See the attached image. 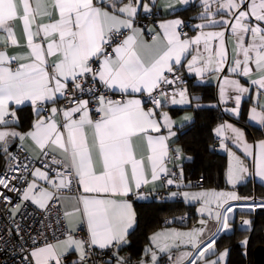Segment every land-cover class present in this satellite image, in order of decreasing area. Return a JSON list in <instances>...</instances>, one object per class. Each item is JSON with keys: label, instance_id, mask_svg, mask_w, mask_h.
Instances as JSON below:
<instances>
[{"label": "snow or ice", "instance_id": "6c2138e0", "mask_svg": "<svg viewBox=\"0 0 264 264\" xmlns=\"http://www.w3.org/2000/svg\"><path fill=\"white\" fill-rule=\"evenodd\" d=\"M190 2L0 0V153L8 160L0 187L16 193L20 202L12 204L3 192L0 199L12 205L13 218L29 204L45 217L56 208L55 219L44 227L54 223L66 229L55 243L37 246L33 239L30 249L21 246L22 264H64L72 251L78 254L72 264H86L93 248L112 250L115 264H128L118 253L136 221L129 195L139 197L145 186L154 190L158 182L160 187L179 188V162L191 159L181 148L170 147L176 121L164 111L168 105L191 106L193 99H200L190 96L180 67L201 81L215 78L218 102H232L224 111L234 116H240L243 98L254 92L248 118L264 125V0H200V22L187 25L194 28V36L183 31L185 21L176 16L148 30L151 43L143 39L145 30L136 26L139 15H153L154 9L175 11ZM25 105L35 119L22 132L17 130L18 112ZM191 120V115L183 117ZM214 133L229 156L228 184L235 186L250 174L245 157H253L255 175L264 180V139L250 144L245 131L228 121ZM16 141L19 154L9 151ZM137 141L143 151H138ZM169 195L201 202L198 227L154 233L144 249L148 259L139 264H160L161 254L170 264H227L229 250L217 252L215 237L232 230L236 208L257 206L230 202L254 198L216 190ZM258 206L264 208V201ZM210 223L215 228L211 233ZM241 224L250 228L251 221ZM81 225L86 226V239L75 234ZM15 231L20 236L19 225ZM247 243V238L241 241ZM181 246L189 250L174 257L173 249Z\"/></svg>", "mask_w": 264, "mask_h": 264}, {"label": "trees", "instance_id": "16d2710c", "mask_svg": "<svg viewBox=\"0 0 264 264\" xmlns=\"http://www.w3.org/2000/svg\"><path fill=\"white\" fill-rule=\"evenodd\" d=\"M197 11V7H188L178 11L181 15L190 16ZM187 88L193 99L192 105L187 108L195 113L193 121L182 126L179 130V138L176 144L182 149L183 154L191 159H184L179 163L183 168V179L191 182L204 179V185L198 187L226 188L229 186L226 178L228 157L216 149L214 128L217 124L232 119L225 113L218 102L217 87L212 84H201L187 76ZM200 106L197 107L196 105ZM183 109H174V114H179ZM185 110V109H184ZM34 115L31 108L26 107L21 111V127H28ZM240 121V120H238ZM246 125V123H244ZM247 126V125H246ZM249 132L253 139L264 137L261 131L250 128ZM7 159L0 153V170L4 168ZM242 195H251L255 192H263V187L254 183L239 186ZM135 209L137 224L130 233L129 241L124 245L129 253V262H135L144 255L145 247L150 243L151 235L162 228L170 225L190 227L198 221L199 215L196 205L187 204L183 201L160 200L137 201ZM186 216V222H181ZM242 217L251 218V227H240L238 220ZM238 220H234L233 231L223 233L217 237V247L229 250L227 264H253L254 251L258 246H264V208L245 210L238 212ZM247 238L246 246L241 244ZM167 258V257H166ZM165 258V259H166ZM165 263V261H164ZM166 264V263H165Z\"/></svg>", "mask_w": 264, "mask_h": 264}, {"label": "crops", "instance_id": "0c3cea01", "mask_svg": "<svg viewBox=\"0 0 264 264\" xmlns=\"http://www.w3.org/2000/svg\"><path fill=\"white\" fill-rule=\"evenodd\" d=\"M157 2L159 3L160 0H157ZM191 6H193L195 8L197 7V11L193 15L186 16V15H181V14L178 13V11L187 9L188 7H191ZM201 11H202V7H201V4H200V0H191V2H190L189 5H179V6H177V8H176L175 11H171V12H165L163 9H159V10H155L154 9V14L156 12H158L160 14L158 17H155L154 14L153 15H149V16L139 15L137 17V20H136V26L137 27H141V28H143L145 30L144 33H143V39L146 42L151 43L153 33L150 32V31H148V30L156 27V25H158V23L161 20L172 19V18H175L176 16H179L185 22L186 21H190L191 22V25H195L196 23H199L200 22V20H199L198 17H199V13ZM156 30L159 31L158 28H156ZM125 34H127V33L125 32ZM195 34H196V32H195L194 28L190 27V32L187 35L189 37H191V36H194ZM16 51H19V50H16ZM185 63H186V61H185ZM180 68L182 69V71L187 76H189L190 78H192L196 82L201 83V84H212V85H215L217 87V91H218V83L219 82L215 78H208V77H206L204 79V81H201L200 78L195 77L194 74L187 73V71H186L185 68H183V67H180ZM240 79H241V83L242 84L247 85V79L246 78L241 77ZM117 95H119V93H117ZM261 102H264V98L261 99ZM254 103H255V93L254 92H250L242 100V104H241V114H240L239 117L234 116L230 112L224 111V109L226 107L227 108H231V107L234 106L232 104V102H229L226 105L219 103L220 106L222 107L223 111L225 113L229 114L232 117V119H227L225 121H228L230 123H233L237 127L242 128L245 131V135H246V138H247L248 143L253 144V145H255L256 142H258L259 140L264 139V137L253 139L252 136H251V134H250V132H249V129H248V126H249L250 128H253V129H256L258 131H261L264 134V125H259V124L255 123V122L251 121L248 118V111L253 106ZM61 106H62V104H61ZM26 107H29V106L25 105V106H23V109L26 108ZM189 107H190L189 105H183V106H180V105H168V106H166L164 108V111L169 112V115L172 117V119L174 121H176V124H175V126L173 128V131L176 132V136L175 137H172L170 139V141H169V145L170 146L173 143H176L177 142V140L179 138V133H180L179 130H180V128L182 126L188 124L189 122L193 121V119L195 117V113L192 110L187 109ZM178 108L179 109H183L182 112H180L179 114H174L173 113V110L174 109H178ZM186 114L192 116V120L191 121H183V117ZM18 115L21 117V112H18ZM92 115H93V119H96L95 114L93 113ZM33 119H35V117ZM238 120H240V121H238ZM223 122H221V123H223ZM31 123H30V125L28 127H25V128L19 126L17 130L18 131H22V132L23 131H27V130L30 129ZM244 123H246L247 126ZM219 124H217V125H219ZM216 126H215V128H216ZM162 133L166 135L167 134V130L166 129H163L162 130ZM214 135H215V133H214ZM215 138H216V141H217V143H216V149L218 151L226 154L227 157H228V161H229L228 153L225 150H223V149L220 148V139L216 135H215ZM18 143H19V141L14 142V144L9 147V151L12 152L17 147L16 145ZM226 143L228 144V147L232 149V151L236 152L238 155H241L243 157L242 151L239 148H237V146L234 145L231 142V140H226ZM137 144L139 146L138 151H143V147H142L141 142L140 141H137ZM245 159H246L247 164L249 166V173L250 174L247 175L243 181L239 182L235 186H232V185L229 184V186L226 187V188L198 187V186H194L193 184H191V182L183 179V184L179 188H177L176 186L160 187L159 186V182H158L157 183V186H156V188L154 190L151 189V186H145L141 190V195L139 197H137L138 198L137 201H151V200H154V199H160V200L183 201L184 203H187V204H194V205H196V211H197V213L199 215V218H198V221H199L201 219V214L198 212V209L201 207V202H199V201H190V200L189 201H186L182 196L171 197L169 195V193L172 192V191H179V192H185V191H187V192H192V193L202 192V191H210V190H216V191H235L237 193V195L240 196V197L254 198V200H249V201H244V200H241V201H232V202H230L231 204L238 205V204H241V203H254L255 205H257V206H255L252 209H248V208H243V209L236 208L235 209V212L233 214L234 215V219H233V222H232L233 223V227L235 228V222H234V220H238V212L239 211L256 210L258 208H261L258 205L260 204V202L264 201V191L263 192L261 191L259 193L258 192H255V193H253L251 195H242L240 193V191H239V186L240 185L247 184V183H250V182L251 183H254L255 185L262 186L263 187V190H264V180H262L260 177H258V176L255 175V171H254V167H253V157H245ZM183 160L184 159H182L179 163H181ZM168 166H169V168H172L173 171H176V169L179 170V167H173V165L171 163H169ZM64 195L72 196L74 194H72V193H64ZM134 196L135 195H131L130 194L129 197H128V200L132 204V207H133V209H134V211L136 213V209H135V202L136 201L134 199ZM204 218H207L206 214H205ZM238 223H239V226L242 227L241 221L238 220ZM136 224H137V218H136V221H135L134 226L129 230V235L127 237V240L128 241H129L130 233L135 229ZM173 226H180V225H173ZM167 227H169V226H166L165 228L159 229V230L155 231L154 233H156L158 231L174 229V228H167ZM182 227H184V228H179V229H176V230H179V231H188V230H191V228H188L187 229V227H185V226H182ZM83 229H85V233L87 235L86 226H82L81 225V226H78L77 227V231L83 230ZM233 229L231 231H233ZM213 231H215V228L211 232H213ZM231 231H229V232H231ZM221 234H223V233H219L215 238H217ZM78 238L85 239L82 235L81 236H78ZM124 245L125 244H123V245L120 246V249H119V253L118 254L120 256L129 258V253H127L128 251L126 249L124 250V248H123ZM94 249L101 250L99 248H94ZM179 249H181V247L180 248L173 249V252H175L176 250H179ZM182 249H184V248H182ZM104 250H107V249H104ZM69 255L73 256V259L78 258V254L75 251L70 252L66 256H69ZM166 257H167V255L161 254L160 264H165L166 263V262L164 263ZM65 258H64V264H69L70 262L67 261ZM141 259H148V258L143 255V257H141L140 259H137L136 260V263L138 262L137 264H139V261ZM86 264H96V263L95 262H88ZM105 264H108V262L105 263ZM112 264H115V260L112 261Z\"/></svg>", "mask_w": 264, "mask_h": 264}, {"label": "built area", "instance_id": "2783aa9c", "mask_svg": "<svg viewBox=\"0 0 264 264\" xmlns=\"http://www.w3.org/2000/svg\"><path fill=\"white\" fill-rule=\"evenodd\" d=\"M160 14L156 12L154 14L155 17H158ZM186 26L184 27L183 31L187 34L190 32V27L187 25H191L190 21L185 22ZM111 51V49H109ZM183 81L184 86H187V75L179 68L178 73ZM109 95H112L109 93ZM119 95H115L113 98H118ZM63 104V101L61 102ZM150 106V105H148ZM94 113V112H93ZM95 114V113H94ZM97 118V115L95 114ZM171 148L179 147L176 143H173ZM14 154H19V148L16 147L13 151ZM41 162H38L36 166H40ZM8 160L6 161L4 168L0 170V174H5L8 172ZM178 173L179 170L176 169ZM10 174V173H9ZM31 179V177H30ZM17 183V187H21V185ZM194 184L196 186H203L204 179L198 178L194 180ZM0 192H3L5 195L10 196L12 198V204L19 203V198L16 193L10 192L6 189L0 187ZM65 193H72V192H65ZM74 194V193H72ZM138 196H134L137 198ZM11 204L6 205L2 199H0V264H3L4 261H7L8 264H22V256L24 253L21 252V246L25 249H30L34 245L32 244V240L35 239L37 241V246L42 245L45 242L54 243L57 239L64 238L65 226L63 224L56 225L52 224V227L46 228L44 225H47L50 220H54L56 217L57 209H52L51 217L42 216L38 210H35V207L31 204L28 205L27 208L21 209V212L18 213L14 218L10 214ZM186 216L182 217L181 222H186ZM16 225L20 226L21 234L20 236L16 235ZM11 230V234H9ZM77 236H83L85 239L87 235L85 233V229L76 231L75 233ZM178 252H173V256L177 255ZM69 261V264H72L73 261L77 260L73 259V256L69 255L65 258ZM109 260L113 261L114 258L112 257V250H98V249H91V253L87 262H95L96 264H105L109 262ZM166 264H170V261L167 258L165 259ZM128 264H137L135 262H129Z\"/></svg>", "mask_w": 264, "mask_h": 264}, {"label": "rangeland", "instance_id": "374dc122", "mask_svg": "<svg viewBox=\"0 0 264 264\" xmlns=\"http://www.w3.org/2000/svg\"><path fill=\"white\" fill-rule=\"evenodd\" d=\"M242 220H249V221H251V218L250 217H242L241 219H240V221H242ZM242 225V224H241ZM194 227H198V221L195 223V224H193L191 227H187V229L188 228H194ZM242 227H244L245 228V226H243L242 225ZM167 228H174V229H179V228H184V227H182V226H173V225H171V226H169V227H167ZM234 227H232V229H233ZM214 229V226H213V224H209V230H210V232L212 231ZM226 233H228V232H226ZM210 234V233H209ZM216 241H217V238H216ZM150 245V243L147 245V246H149ZM182 248H184V249H182ZM215 248H216V251L217 252H219V251H223L224 249H226V248H218L217 247V243H216V245H215ZM185 250H189V249H186L184 246H181V249H179V250H176L178 253L177 254H179V252H182V251H185ZM212 258H214L212 255H211V253H209V259H212ZM227 260H228V257H227ZM138 263V262H137Z\"/></svg>", "mask_w": 264, "mask_h": 264}, {"label": "water", "instance_id": "95a60500", "mask_svg": "<svg viewBox=\"0 0 264 264\" xmlns=\"http://www.w3.org/2000/svg\"><path fill=\"white\" fill-rule=\"evenodd\" d=\"M253 264H264V246H258L255 249Z\"/></svg>", "mask_w": 264, "mask_h": 264}]
</instances>
